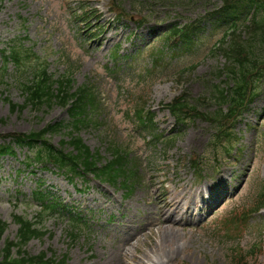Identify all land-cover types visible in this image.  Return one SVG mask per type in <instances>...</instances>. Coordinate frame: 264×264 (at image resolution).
Returning a JSON list of instances; mask_svg holds the SVG:
<instances>
[{"label": "rangeland", "instance_id": "374dc122", "mask_svg": "<svg viewBox=\"0 0 264 264\" xmlns=\"http://www.w3.org/2000/svg\"><path fill=\"white\" fill-rule=\"evenodd\" d=\"M79 1H83L91 12L87 25L79 22V17L74 14ZM124 1L121 6L134 8L128 21H119L114 17L115 13L110 11V0H0V50L17 37L23 39L26 46H34L38 55L47 54L50 72L56 76L71 67L74 89L90 83L101 101L96 120L100 124L84 128L79 133L84 143L92 151L99 150L103 156L110 157L107 141H115L129 147L131 156L140 165V180L135 184L136 189L127 200H123L122 196L126 197L128 193L121 189L122 186L118 188L104 183L93 175L70 179L53 167L51 170L40 166L28 167L25 161L30 155L28 148L12 144L16 154L0 157V220L8 224L0 238V252L8 240H17L19 225L14 221V214L35 216L37 206H31L27 200L41 184L43 188L53 189L56 195L70 204L85 209L90 231L81 232L74 240L67 233L66 221L49 218L45 222L46 235L32 239L25 247L30 254L46 252L49 257L56 256L58 260L68 255L66 264H131L134 259L137 260L135 255L146 264H230L225 239H213L189 231L173 235H156L155 231L152 239L150 232L140 234L143 229L140 224L146 221L145 201L154 202L155 198L159 201L158 197L164 191L162 185L173 190L176 187V192L180 182L189 185L195 181L192 164L198 159L204 167L197 170H201L203 175L220 171L224 178L233 177L231 191L238 196L224 204L220 214L238 217L257 203L264 188V81L253 109L237 125L240 139L237 146L242 152L233 153L229 160H223L221 164L217 161L215 150L209 144L214 128L203 118L189 120L179 133H174L177 136L172 145L166 143L167 137L149 142L147 133L139 130L131 119L137 102L140 101L139 106L147 104L155 110V122L160 133L175 131L179 127L165 105L184 91L190 99H198L200 110L214 111L209 101H202L210 96L203 79L217 83L212 71L223 66L225 59L221 56L201 57L202 49L199 57L182 50L180 54H184L177 59L168 57L169 67L178 65V68H183L198 62L193 73L181 77L167 76L163 66H160V69L152 71L153 79L150 80L144 65V61L148 62L147 53L136 60L130 70L125 66L123 73L113 74L106 67L107 64L113 65L112 50L119 45L122 55L134 53L149 45L156 32L161 34L168 24L193 22L221 2ZM145 15L149 23L139 28L142 37L131 43V34ZM209 29L210 26H207L206 31ZM96 33H99L96 38L88 42L86 37L91 38ZM204 33L208 37L212 35ZM200 39L201 36L198 46L203 44ZM156 45L161 46L159 43ZM2 59L0 51V144L10 143V134H29L41 131L49 124L70 120L67 109L60 105L34 108L29 104L24 107L21 82L26 76L18 75L14 65L4 70ZM66 60L68 66L64 64ZM123 60L125 58H122V63ZM151 83L153 85L148 86ZM47 137L60 147L63 139H69L68 130L63 129L62 133ZM69 150L73 149L69 147ZM160 168L165 172L159 173ZM151 180L156 183L150 187ZM189 187L195 189L191 185ZM261 216L253 221L264 223V211ZM261 227L245 232L241 241L243 246L259 243L249 264H264V225ZM139 231L138 237L133 239ZM118 248L126 249L125 261Z\"/></svg>", "mask_w": 264, "mask_h": 264}, {"label": "trees", "instance_id": "16d2710c", "mask_svg": "<svg viewBox=\"0 0 264 264\" xmlns=\"http://www.w3.org/2000/svg\"><path fill=\"white\" fill-rule=\"evenodd\" d=\"M228 5L232 7L235 12L236 17H238V13H247L251 14L253 11V18L251 20V25L249 26H235L233 28V33L230 37H232L228 43L225 41V38L221 41V46L219 50L227 55L228 60L231 62H235L240 66L241 72L245 71V78L248 79L247 74L249 72L256 71L251 67V63H256L257 66L264 64V0H228ZM228 13V12H227ZM243 30H240V29ZM192 29H197L192 26ZM238 31V32H237ZM259 46L260 52H257V44ZM256 50V51H255ZM25 49L22 45L16 43L11 51V58L17 61L18 63H22L21 59H23V55L25 53ZM29 55V53H27ZM250 55L252 59L250 58ZM261 56V58H260ZM251 61V62H249ZM247 64L250 65V69L245 67ZM228 70V67L225 68V71ZM235 70V69H234ZM230 73V70L228 71ZM235 74V73H234ZM229 79L233 78V74L227 75ZM232 77V78H231ZM70 85V81L67 82ZM248 80L235 83V86L231 89L237 97L238 101L243 102L244 99L250 97ZM63 84L61 87L59 86L57 89L53 88L52 83L45 84L41 88L40 91H36V93L31 92V98L33 100L38 101V105H50L53 99H57L59 104L66 105L67 103L71 104L70 112L73 113V121L71 124L72 127V135L71 141H63V145H72L77 151L76 155L72 153L63 154L61 157V163L66 165H71V170L76 171V168L82 164L86 170L92 171L96 174V176L101 177L103 180H108L110 182H115L117 178L120 176V172L126 173V169H124L123 164V156H117L112 161H108L107 164H103L102 167L99 166V162L103 160V156L97 151L92 153L90 148L85 145L80 137L73 136L75 132H79L83 127L91 126L95 121L92 120L90 114V108H95L94 101L95 98L90 92L88 86L78 89L76 92L71 93V87H66V90L63 92ZM218 87V86H217ZM30 101V100H28ZM178 113V111H175ZM62 128L61 124H56V126H50L52 130H56L57 127ZM49 128V130H50ZM46 132V131H45ZM44 132V133H45ZM41 134L32 133L27 136L30 141H39V137ZM21 141L24 138H20ZM43 145L46 148L50 149L49 157H51V148L46 141H43ZM112 149V148H110ZM116 148L112 149L113 153H116ZM11 152V148L9 147H0V153H9ZM119 166V167H118ZM45 210L42 212L39 211L38 216L35 218L36 220H30L28 217L23 216H15V221L20 225L19 228V240L17 242H8V246L4 250V260L0 262V264H46L49 260L45 259V254L32 256L27 255L23 251V247L27 244V242L33 237H39L45 233L43 231V222L44 217L47 216ZM7 224L0 220V237L2 233L5 231ZM18 247V253L22 256L20 259L13 258L12 248ZM10 259V261H9Z\"/></svg>", "mask_w": 264, "mask_h": 264}, {"label": "bare ground", "instance_id": "6f19581e", "mask_svg": "<svg viewBox=\"0 0 264 264\" xmlns=\"http://www.w3.org/2000/svg\"><path fill=\"white\" fill-rule=\"evenodd\" d=\"M184 191V190H183ZM170 192L166 193V195H169ZM177 197L173 198L171 201L167 200V196H165L163 198V203H164V213H168L171 209L177 210V211H181L182 210V205H181V199H177ZM166 227L172 228V225H167ZM126 252V250H121L120 248H118V253L119 255H121V257H123L124 253ZM122 261V259H121ZM143 264V263H141Z\"/></svg>", "mask_w": 264, "mask_h": 264}]
</instances>
